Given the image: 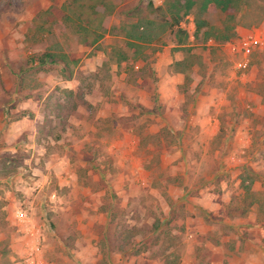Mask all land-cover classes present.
Masks as SVG:
<instances>
[{
  "label": "rangeland",
  "instance_id": "1",
  "mask_svg": "<svg viewBox=\"0 0 264 264\" xmlns=\"http://www.w3.org/2000/svg\"><path fill=\"white\" fill-rule=\"evenodd\" d=\"M91 3L89 0L87 7L81 8L77 0H0V264L16 262L10 241L13 237L24 241L25 236L41 243L36 264H83L74 250L89 231L86 227H91L87 215L106 211L108 225L105 218H99L102 224L91 229L97 243L93 245L100 251L120 250L122 243L140 231L134 232V221H144L140 234L148 233V240L155 239L157 234L148 232L150 222L158 218L154 210L164 216L162 202L171 204L163 188L166 180L181 187L184 199L178 204L185 207L193 208V198L206 192L215 193L213 199L226 201L221 197L229 191L231 202L225 213L199 212L219 231L228 230L218 221L224 215L234 218L264 211V195L257 196L262 205L256 203L252 208L253 196L245 198L240 185V174L248 168L256 175L255 189L264 194V107L253 110L245 105L255 101L248 100V93L259 94L264 105V51L252 56L248 70H240L237 59L231 58L235 55L225 46L237 37V28L229 29L231 25L250 28L264 23V0H244L234 24L227 22V14L220 9L201 13L195 8L183 18L187 31L191 17L195 24L203 20L207 25L200 30L195 25L194 38L187 33L185 46L171 29L155 45L128 44L126 31L141 16L139 9L159 22L171 16L164 0L162 5L149 8L146 1L131 11L123 6L109 36L94 41L96 35L83 30L78 19L80 15L85 25L94 17ZM97 25L95 21L93 27ZM228 34L230 38L225 37ZM186 47L200 55L191 70L199 75L200 83L176 87L170 81L168 92L172 97H184L186 118L197 114L187 107H196L200 92L217 95L219 106L212 107L210 114L213 122L217 120L218 131L207 147L191 141L200 133L198 127L191 124L177 129L168 122L160 98L164 79L176 81L179 76L176 62L187 55ZM54 51L59 54L58 62L48 58L39 64L43 55ZM62 58L69 62L67 67ZM253 65L250 78L241 80V73L249 72ZM232 75L237 78L231 86ZM24 119L21 128L10 131L16 121ZM205 151L208 159H204ZM179 152L197 156L193 184L181 174L182 167L192 161L184 160L183 155L170 160V155ZM216 152L218 157L213 158ZM140 169L147 173L145 179H154L157 190L162 189L161 197L153 196L152 187H148L144 200L127 202L122 196L130 191L114 188L115 173L129 172V177H134L140 175ZM174 170L178 175L168 176ZM135 183L131 188L134 193L140 191V183ZM210 183L215 186L206 190ZM15 200L27 211V221L6 219L8 205ZM99 201L103 206L94 209ZM146 201L149 203L144 204ZM154 205L158 207L153 209ZM161 231V241L170 243L173 236L167 234L169 228L164 224ZM33 246L32 242L23 261ZM108 263L102 260L98 264Z\"/></svg>",
  "mask_w": 264,
  "mask_h": 264
},
{
  "label": "crops",
  "instance_id": "2",
  "mask_svg": "<svg viewBox=\"0 0 264 264\" xmlns=\"http://www.w3.org/2000/svg\"><path fill=\"white\" fill-rule=\"evenodd\" d=\"M107 6L109 7V10L105 11L104 13V7H98V10H100L103 14L102 16L105 17L103 27L101 29H98L99 21L97 27H93V24H91V29L96 31H103L104 30V38L109 36V33L113 31L114 25H112L115 21V19L118 18V14L121 13L123 10V6L127 10H132L134 8H137L140 4H144L146 1L147 4H153L154 6H160L163 4V0H123V3L120 5L119 3L122 2V0H106ZM166 2V0H164ZM148 6V5H147ZM111 8V9H110ZM80 16V15H79ZM78 16L79 22L81 21ZM92 17H90L91 19ZM93 18H98L94 16ZM190 18V16H188ZM191 22L189 24L188 31L186 29V24L183 23V20L181 21V27L184 28L189 38L193 39V31L195 29V21L191 17ZM83 22H80V27L83 28L85 25H88L86 23L85 25L82 24ZM237 37H234L232 40H236L239 37V33H245L250 28L248 27H240L237 26ZM235 28V29H236ZM106 33V34H105ZM174 33V32H173ZM102 36V37H103ZM103 40L100 39L96 45L101 43ZM213 40L211 39L210 42ZM159 43V42H158ZM215 43V42H214ZM228 43V42H227ZM149 44H157V43H149ZM215 45H217L215 43ZM228 47V45H225ZM223 47V46H222ZM167 48V47H166ZM165 48V51H166ZM193 51V50H192ZM229 53L231 52L230 49L228 50ZM100 50L98 51V56L101 57ZM166 54V52H165ZM162 58V61L165 59ZM231 54V53H230ZM233 54V53H232ZM232 59H239L241 56L238 54H233ZM181 58V57H180ZM176 58V60L180 59ZM35 64H38V62H35ZM252 66V61L251 65ZM249 67V68H250ZM254 69V65L249 72H243L239 76L241 80H247L248 77L250 78L252 72ZM176 81H174L171 78H165L163 81V94L160 95V98H162V102L165 106L166 112L164 116L168 120V122L177 129L190 127L191 124L198 127L200 130V133L196 135L197 137L194 138L195 144L197 145H205L206 147L209 146V144H212L214 141L215 136L217 135L218 131V123L217 120L214 119L213 122V116L211 113L212 107L219 106V99L217 95L214 92L206 93L200 92L197 95L198 100L200 102L196 105V107L188 106L187 111H193L196 110V115H189L188 118L184 117L185 115V108H184V97L181 96V94L178 97H172L170 92H168V89L170 87V81L172 82V85L180 86L182 84H190L195 85L200 83L199 75L194 74L193 72H190L188 74L180 73L179 76L175 77ZM235 78L237 76L232 75L229 80L231 81V86L235 84ZM203 80V77H201V81ZM237 82V81H236ZM205 85V84H204ZM206 90V89H204ZM248 100H251L252 98L255 99L253 103H250L249 101L246 102V107L253 109V110H259L260 108L264 107L262 105L263 98L257 94V93H248L247 95ZM115 107V111H116ZM215 108V109H216ZM79 109V108H78ZM21 111V109L19 110ZM117 112V111H116ZM27 118V117H25ZM24 120L16 121L12 126L11 130L19 127L21 128V124ZM26 122V121H25ZM214 123V124H213ZM10 138H12L11 133H9L8 140L10 141ZM11 142V141H10ZM184 142H189L187 139H184ZM207 151L204 152V159L207 158L206 156ZM182 153H175L173 155H170V160L174 161L177 158L182 157ZM203 155V154H202ZM218 157V152H216L215 157ZM184 160L186 161H192L191 164H188L186 167H182L184 171L181 173L182 178H185V176L188 177L189 180L192 181V184L196 182L194 179L196 174V166L193 164L197 161V156H192L189 154L188 156L183 155ZM203 158V157H202ZM208 159V158H207ZM229 159V158H227ZM231 159H234V157L231 156ZM180 168V167H179ZM178 168V170H179ZM222 170V169H221ZM220 170V171H221ZM140 175H135L134 177H129V172H119L115 173V180L113 181V186L116 189L124 191L123 187H125L126 192L128 189L130 193H123V199L127 200V202L134 201V202H141V198L143 199L144 194H148L150 188L153 196L161 197L160 190H157L153 186L154 179L151 178H144L145 171L143 169H140ZM187 171V175L185 172ZM223 171V170H222ZM221 171V172H222ZM178 171L174 170L171 173H169L168 176L175 177ZM128 174V175H127ZM126 175V176H125ZM179 177V176H178ZM66 181V180H62ZM135 181L139 182V190L134 193V191L131 189L135 183ZM70 182V181H66ZM71 183V182H70ZM257 183V179L254 183L253 189L258 192V190L255 189ZM67 184V183H65ZM72 184V183H71ZM128 184V188L127 187ZM164 184L166 185L163 187L167 191L166 197H169V201H171V204L168 205L167 201L166 203L162 202L163 209L166 211L163 215H159L157 209L154 210V213H157L158 218H154L152 222H150L151 230H149V233H155L157 236L153 240L149 239V234H140L144 232V221L141 223L140 221H134V232L136 229H140L138 233H133L132 237L128 238L125 242L121 240V242H124L119 246L120 250L114 249L110 251L109 253H106L105 251H100L99 246H94L97 244L94 241V232L91 230L93 227H95L96 224H102V222L97 221L99 218H105L106 221L104 224L108 225V212H101L96 213L95 215L88 216L90 218L89 225L91 227L88 228V232L84 233L79 239L78 243V249L74 250L77 258L80 260L83 264H98L100 261L105 260L109 262L108 264H167L168 261L167 258L170 257L173 254H177L180 257V261L178 264H264V211L263 213H255L251 212L245 216H236L234 218H230L228 215H224L223 219H218L220 224H226L228 227L227 231H219V227L217 225H211L208 223L205 218L201 215H199V212L201 211H212L214 213L219 212H226L225 209H227V205L229 206L231 202V196L229 194V191L225 194H222L223 197L226 198V201H222L220 199H213L215 197V193L212 194L210 192H206L207 189H210L214 187L215 185L209 184L206 186V190H201L200 192L205 193L203 196L199 197L196 196L193 199L196 200V204L191 205L193 208L189 207V205L183 206V204H178L183 202L184 198H181L182 193H180L181 187H178L175 183L169 182L168 180L164 181ZM241 185V180H240ZM146 186V187H145ZM201 186V184H200ZM195 187V186H194ZM196 189V188H193ZM223 189H227L225 186V183H223ZM243 189V188H242ZM87 189H85L86 191ZM143 190V191H142ZM88 191H90L88 189ZM148 191V192H147ZM209 191V190H208ZM260 192V191H259ZM262 192V191H261ZM105 194L104 192L99 193V199H101L102 195ZM219 195V194H217ZM221 195V196H222ZM228 196V197H227ZM14 200V198H12ZM133 202V203H134ZM149 203V201L144 202V204ZM262 203V202H261ZM18 202L15 200L14 202L9 203V210L10 213L7 214L6 219L10 222H13L14 218L15 220H18L17 217V209H22V206L18 207ZM166 204V205H165ZM180 205L179 206H177ZM128 203L125 205L127 206ZM262 205V204H260ZM100 206H103V202L99 201L97 205H94V209H99ZM264 206V204H263ZM155 207H158L157 205L153 206V209ZM168 207V208H167ZM183 207V208H182ZM252 208L255 207V205L251 206ZM173 208V209H172ZM182 208V212L179 211ZM189 209V211H184V209ZM177 209L179 212L177 213L175 211ZM14 210V211H13ZM164 211V212H165ZM17 212V213H16ZM184 213V214H183ZM15 214V215H14ZM166 214V216H165ZM100 219V221L102 220ZM112 220V219H111ZM180 224L181 229L177 228V224ZM166 225L167 228H169V231L167 234L170 233L172 235V241L168 244H164L163 241H161L162 234V227L163 225ZM136 225V226H135ZM231 229V230H230ZM126 232H132L130 230H127ZM30 233V232H29ZM140 234V235H139ZM132 238V239H131ZM35 240H37L35 237H28L24 241L20 240V238L13 237L11 239L10 248L12 250V253L14 255V260L16 261L14 264H26L25 260L23 261V257L26 256L30 248V245L32 242L34 243ZM94 241V242H93ZM94 244V245H93ZM99 261V262H98Z\"/></svg>",
  "mask_w": 264,
  "mask_h": 264
},
{
  "label": "trees",
  "instance_id": "3",
  "mask_svg": "<svg viewBox=\"0 0 264 264\" xmlns=\"http://www.w3.org/2000/svg\"><path fill=\"white\" fill-rule=\"evenodd\" d=\"M80 3L81 8H86L87 3L89 0H77ZM93 3L89 5L92 16L98 17L88 19V25H85L84 30L89 34H94L96 37L94 41L101 38L104 34V30L96 31L91 29V24H93L96 20L99 21L98 29L103 27V23L105 17L102 16V12L98 10V7H104L105 11L109 10L108 4L106 0H92ZM244 0H166L167 4V13L171 14L169 17H165L161 22L148 17L145 11L139 9L138 13L141 12L140 17L132 22L126 31V38L128 40V44H132L134 46H143L148 45L149 43H158L162 40L163 34L166 32L167 29H171L172 32L176 34L178 37V42L180 45L185 46V38L187 37V31L181 27V21L183 18L188 15L191 11L195 8L199 9L201 13L211 12L215 10H222L227 14V22H231L232 24L237 22V15L240 13L243 7ZM153 4H148V8L152 7ZM66 9H69L67 5H65ZM111 9V8H110ZM137 13V14H138ZM136 14V16H137ZM66 17H69L68 15ZM72 16L70 15V18ZM82 21V20H81ZM80 21V22H81ZM83 22V21H82ZM207 22L200 20L196 23L197 29L200 30L203 26H206ZM229 27V25H228ZM235 29V26L231 25L229 29ZM209 34V33H207ZM226 38H230V35H226ZM187 48V55L176 62V65L179 67L178 72L188 74L191 72L192 68L196 64L197 58H200V55L193 52L191 48ZM44 57H41L39 60V64L45 63V60L48 58L52 59V62H58L57 56L59 54L54 52H47ZM123 58H126L123 57ZM63 66L67 67L68 63L66 59H61ZM61 64V63H60ZM62 106L61 103H59ZM75 107V106H74ZM13 159H8V161H13ZM241 180V187L244 190L245 198L252 197L251 205L256 203L262 204L260 199L257 197L258 195H264L262 192H256L253 187L256 181V175L254 172L248 168L244 169L243 172L240 174ZM262 193V194H261ZM167 264H178L180 261V257L177 254H173L167 258Z\"/></svg>",
  "mask_w": 264,
  "mask_h": 264
},
{
  "label": "built area",
  "instance_id": "4",
  "mask_svg": "<svg viewBox=\"0 0 264 264\" xmlns=\"http://www.w3.org/2000/svg\"><path fill=\"white\" fill-rule=\"evenodd\" d=\"M231 53L238 54L241 57L237 60L236 66L240 70H248L252 56L258 51H264V23L251 27L245 33L240 34L236 40L229 41L227 43ZM28 213L25 209H21L17 213V217L20 221L28 220ZM39 241L34 242V246L31 247L28 257H25L26 264H36L37 253L40 251L41 243ZM38 244V245H37Z\"/></svg>",
  "mask_w": 264,
  "mask_h": 264
}]
</instances>
